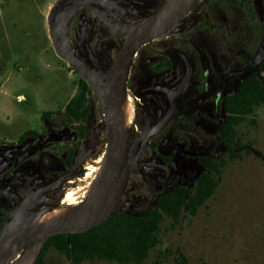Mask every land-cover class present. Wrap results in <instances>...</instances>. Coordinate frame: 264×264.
<instances>
[{
	"label": "flooded vegetation",
	"instance_id": "obj_1",
	"mask_svg": "<svg viewBox=\"0 0 264 264\" xmlns=\"http://www.w3.org/2000/svg\"><path fill=\"white\" fill-rule=\"evenodd\" d=\"M202 1L198 0L176 25L160 35L165 36L162 40L159 36L142 45L130 64L126 82L129 90L141 98L155 94L165 101L167 108L159 113L158 121L173 109L174 101L175 109L167 123L152 132L145 150L131 167L126 190L115 213L144 215L157 206L162 196H169L179 187H191L205 169L208 157L216 167V143L220 145L219 133L226 119L222 101L237 90L249 73L258 71L264 60H254L250 49L251 43L262 42L264 37L261 0H256L254 12L249 2L228 0L218 4L219 0H208L192 27L178 28L181 22L193 20L189 17L199 12ZM165 2L167 0H0V91L12 73L43 69L45 59L54 55L75 76V95L65 105L42 111L40 125L26 128L16 141H0V238L7 229L26 224L43 207L57 205L65 184L75 182L89 158L97 155L94 140L88 145L84 141L86 124L94 116L93 95L97 92L58 54L55 39L70 54L107 74L130 31L121 33L117 29L140 23ZM77 5L82 6L79 11L75 10ZM155 41L162 49L159 53L150 50ZM77 43L81 44L79 51L74 49ZM99 44L106 53L114 55L106 70L98 62ZM177 59L185 66L180 82L171 76L173 62ZM190 68V81L181 90ZM37 72L35 78L39 81L42 75ZM240 75L244 76L239 79ZM237 78L235 89L230 91ZM84 92L86 98L76 99ZM76 112L78 116L74 115ZM158 121L148 116L147 134L149 125L155 129ZM104 125L108 132L106 118ZM171 126L172 132L169 131ZM77 137L83 140L81 145L75 142ZM133 142L128 140L129 152ZM142 147L143 141L135 155L130 152L131 159ZM72 177L75 179L67 181ZM49 184H52L49 188L41 190ZM131 192L140 196L141 202L132 200ZM32 193L36 194L29 198Z\"/></svg>",
	"mask_w": 264,
	"mask_h": 264
},
{
	"label": "rangeland",
	"instance_id": "obj_2",
	"mask_svg": "<svg viewBox=\"0 0 264 264\" xmlns=\"http://www.w3.org/2000/svg\"><path fill=\"white\" fill-rule=\"evenodd\" d=\"M207 1L203 0L199 12L196 11L189 17L193 20L185 24L181 22L178 28L184 25L192 27ZM253 1L256 9V0ZM81 8L82 6L77 5L75 10L79 11ZM145 20L146 18L140 22V26ZM260 20L264 22V13ZM137 24H127L117 31H131ZM164 37L160 36L158 39L162 40ZM261 45V41L250 45L251 54L257 62L264 58V55L260 58ZM74 49L81 50V44L77 43ZM150 50L157 53L162 51L158 41L151 44ZM98 54V62L106 70L114 55L111 52L106 53L101 44L98 46ZM44 62L43 69L34 68L36 71L12 73L6 86L0 91V141H16L23 130L40 125L42 111L65 105L75 95V76L69 68L55 55L48 57ZM48 63H51L49 67L46 65ZM173 64L171 76H175L180 82L185 75V66L180 59L175 60ZM37 71L42 75L39 81L35 78ZM238 78L235 84L231 85L230 91L235 89ZM37 82L42 85L38 87ZM131 92L137 99V121L132 125L128 138L134 141L130 152L135 155L146 137L148 116L156 117L158 121L161 118L159 113L167 107L164 99L155 94L141 98L135 91ZM93 96L94 116L86 124L87 136L84 139L87 145L94 140L93 146L97 155L89 158L88 162L92 163L106 153L108 144L102 98L97 93ZM159 123L160 121L157 125ZM172 129L173 126L169 131L172 132ZM240 136L241 147L235 151L237 156L233 159L225 156L228 162L223 168L215 193L195 213L186 212L179 219L165 218L157 232L158 243L151 249L143 264H264V104L258 106L254 115L240 127ZM82 141L78 137L75 140L79 145ZM223 152L222 146L216 143V156L224 154ZM81 170L84 172L79 178L75 182H67L65 189L71 186H85L95 174L94 169L87 170L85 165ZM74 179L72 177L67 181ZM152 182L159 184L157 180ZM130 195L135 202H141L140 196L133 192ZM51 206L55 204L43 207L39 213ZM39 213L29 220H34ZM45 260L49 264H68L53 248L47 251Z\"/></svg>",
	"mask_w": 264,
	"mask_h": 264
},
{
	"label": "trees",
	"instance_id": "obj_3",
	"mask_svg": "<svg viewBox=\"0 0 264 264\" xmlns=\"http://www.w3.org/2000/svg\"><path fill=\"white\" fill-rule=\"evenodd\" d=\"M228 0H219L221 4ZM231 1V0H230ZM235 1V0H232ZM238 2V1H236ZM248 3L254 12L253 0H240ZM264 8V0H261ZM86 92L77 98H86ZM264 104V60L258 71L249 73L236 91L222 101L226 114L219 133V143L223 153L213 159L208 157L205 169L194 180L191 187L174 189L169 196H162L157 206L140 216L115 213L101 225L83 233L58 234L49 238L43 245L36 264L47 263L46 253L50 248L62 254L68 264H98L113 262L119 264H143L151 249L158 243L157 232L165 218L179 219L186 212L195 213L211 198L217 189L223 168L237 156L241 147L240 127L253 116L258 106ZM78 116V112L74 113Z\"/></svg>",
	"mask_w": 264,
	"mask_h": 264
},
{
	"label": "water",
	"instance_id": "obj_4",
	"mask_svg": "<svg viewBox=\"0 0 264 264\" xmlns=\"http://www.w3.org/2000/svg\"><path fill=\"white\" fill-rule=\"evenodd\" d=\"M197 1L198 0H183V2H181L177 7L168 11L163 16H160L149 24L140 27L141 23H138L136 27L128 33L122 48L116 55L107 74L96 71L92 66L70 54L64 48L63 44L58 39H55L54 43L58 54L75 67L103 99L104 113L108 126L106 178L110 192L108 198L103 201L101 210L91 213L87 218L79 222L38 226L36 219L40 215L39 213L34 220H28L26 224L12 229H7L4 235L0 238V264H4L17 252L27 246L38 243H43L44 245L45 242L54 235L86 232L107 221L117 211L127 187L131 167L145 150L152 132L163 127L175 109L174 101L173 109L156 126L155 129H151L149 125V132L143 140L142 149L133 159H131L128 148L129 138L125 135L122 129L117 111V90L120 77L126 67L131 64L134 55L142 45L156 39L176 25L183 18V16L193 8ZM157 12L151 16H154ZM263 55L264 37L260 49V58H262ZM190 75L191 68L189 75L181 87V90L187 87L190 81ZM51 185L52 184H49L41 190H45ZM41 190H39L38 193ZM33 194L36 193L30 194L29 198H32Z\"/></svg>",
	"mask_w": 264,
	"mask_h": 264
},
{
	"label": "bare ground",
	"instance_id": "obj_5",
	"mask_svg": "<svg viewBox=\"0 0 264 264\" xmlns=\"http://www.w3.org/2000/svg\"><path fill=\"white\" fill-rule=\"evenodd\" d=\"M181 2L183 0H167L154 16L147 17L142 26L163 16ZM129 73L130 65L122 73L117 90L118 117L126 136L137 121V99L126 84ZM85 168L87 170L94 169V176L88 180L85 186L76 185L77 187L66 188L59 204L44 210L37 217L38 226L79 222L91 213L101 210L103 201L108 198L110 192L106 178V153L99 156L93 163L86 162ZM42 246L43 243L27 246L4 264H36Z\"/></svg>",
	"mask_w": 264,
	"mask_h": 264
}]
</instances>
